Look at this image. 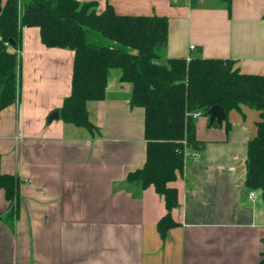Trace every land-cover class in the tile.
I'll list each match as a JSON object with an SVG mask.
<instances>
[{
	"label": "crops",
	"instance_id": "1",
	"mask_svg": "<svg viewBox=\"0 0 264 264\" xmlns=\"http://www.w3.org/2000/svg\"><path fill=\"white\" fill-rule=\"evenodd\" d=\"M122 16L167 19L161 63L229 60L243 75L264 76V0H82ZM193 47V49H190ZM17 101L0 111V173L19 180V214L0 190V264H259L264 201L248 191L246 149L259 112L244 106L211 126L195 118L196 148L185 149L171 219L153 187L125 185L145 160L144 111L130 107V86L111 71L105 98L87 102L85 129L48 118L70 94L73 52L47 48L23 28ZM254 192V198H248Z\"/></svg>",
	"mask_w": 264,
	"mask_h": 264
},
{
	"label": "trees",
	"instance_id": "2",
	"mask_svg": "<svg viewBox=\"0 0 264 264\" xmlns=\"http://www.w3.org/2000/svg\"><path fill=\"white\" fill-rule=\"evenodd\" d=\"M218 1L229 9L231 0ZM167 25L165 17L118 15L109 4L97 13L95 1L0 0V111L17 101L23 28H37L47 48L73 52L70 94L56 111L65 124L92 132L86 104L103 100L110 72H119V82L130 86V107L144 111L146 142L144 163L125 185L151 186L162 197L166 214L156 224L161 239L177 226L170 216L177 193L168 185L183 170L185 149L197 146L193 115L208 117L215 105L226 114L240 106L259 112L256 135L247 144L244 185L264 201V76L240 74L229 60L161 63ZM0 190L8 202L3 220L11 226L19 214L18 178L0 173Z\"/></svg>",
	"mask_w": 264,
	"mask_h": 264
},
{
	"label": "water",
	"instance_id": "3",
	"mask_svg": "<svg viewBox=\"0 0 264 264\" xmlns=\"http://www.w3.org/2000/svg\"><path fill=\"white\" fill-rule=\"evenodd\" d=\"M57 118H58V114L53 113L48 118V120L51 121L52 119H57ZM208 119L210 124L215 122L216 124L220 125L225 120V112L220 106L215 105L209 109Z\"/></svg>",
	"mask_w": 264,
	"mask_h": 264
},
{
	"label": "built area",
	"instance_id": "4",
	"mask_svg": "<svg viewBox=\"0 0 264 264\" xmlns=\"http://www.w3.org/2000/svg\"><path fill=\"white\" fill-rule=\"evenodd\" d=\"M190 49H193V47H191ZM199 115H200V114L197 113V114H194L193 117L196 118V117L199 116ZM183 144H185V143L183 142ZM186 155H187V154H186V152L184 151V156H186ZM254 196H255L254 192H250L249 195H248V198L252 199V198H254Z\"/></svg>",
	"mask_w": 264,
	"mask_h": 264
},
{
	"label": "rangeland",
	"instance_id": "5",
	"mask_svg": "<svg viewBox=\"0 0 264 264\" xmlns=\"http://www.w3.org/2000/svg\"><path fill=\"white\" fill-rule=\"evenodd\" d=\"M80 1H82V0H80Z\"/></svg>",
	"mask_w": 264,
	"mask_h": 264
}]
</instances>
